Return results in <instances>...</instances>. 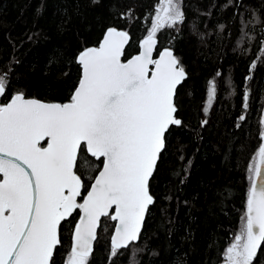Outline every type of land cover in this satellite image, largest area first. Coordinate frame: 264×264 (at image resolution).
Segmentation results:
<instances>
[{
	"label": "trees",
	"instance_id": "obj_1",
	"mask_svg": "<svg viewBox=\"0 0 264 264\" xmlns=\"http://www.w3.org/2000/svg\"><path fill=\"white\" fill-rule=\"evenodd\" d=\"M181 2L184 19L156 36L159 50L171 47L188 74L176 95L182 124L167 132L139 241L111 256L115 223L103 217L90 264H220L242 224L249 166L262 143L264 0ZM157 6V0H0V74L8 73L2 102L17 92L68 101L80 78L79 52L115 27L132 37L128 59ZM78 164L90 186L99 161L83 153ZM79 215L62 223L52 264H64ZM253 264H264V242Z\"/></svg>",
	"mask_w": 264,
	"mask_h": 264
},
{
	"label": "snow or ice",
	"instance_id": "obj_2",
	"mask_svg": "<svg viewBox=\"0 0 264 264\" xmlns=\"http://www.w3.org/2000/svg\"><path fill=\"white\" fill-rule=\"evenodd\" d=\"M157 4L137 55L122 61L129 35L113 27L98 46L79 52L80 78L67 102L17 92L0 103V264H50L62 243L61 222L77 210L82 215L67 264H90L101 217L117 222L111 256L138 241L154 203L149 181L166 150V133L182 124L174 96L186 76L168 48L153 58L157 32L184 19L181 0ZM7 77L0 74V96ZM208 83L210 104L217 84ZM83 153L99 161L92 167L97 174L87 177L90 186L78 164ZM258 161L250 167L246 212L224 264H253L264 242V146Z\"/></svg>",
	"mask_w": 264,
	"mask_h": 264
},
{
	"label": "water",
	"instance_id": "obj_3",
	"mask_svg": "<svg viewBox=\"0 0 264 264\" xmlns=\"http://www.w3.org/2000/svg\"><path fill=\"white\" fill-rule=\"evenodd\" d=\"M113 28H115V27H113ZM118 31H126V30H123V29H118V28H116ZM127 32V31H126ZM128 33V32H127ZM128 35H129V41H128V43L125 45V52H126V48L128 47V45H129V43H130V41H131V36H130V34L128 33ZM156 40H157V47H156V49L154 50V52H153V58L155 59V58H158V53H159V51H163L165 48H168L170 51H172V53H173V55L177 58V56L175 55V52H174V50L171 48V47H164V48H162V49H160L159 50V45H158V38H156ZM95 46H98V44L97 45H94V46H90V47H95ZM141 49H140V45H139V50H138V52L137 53H135L134 55H137L138 53H139V51H140ZM134 55H132V56H134ZM131 56V57H132ZM131 57H129V58H131ZM128 58V59H129ZM178 59V58H177ZM122 61H126V59H124V56L122 57ZM179 61V60H178ZM180 62V61H179ZM181 66V65H180ZM151 67V66H150ZM185 70V69H184ZM185 73H186V76H185V78L180 82V84H178L177 85V88H176V93H175V96H174V103H175V105H176V95H177V90H178V88H179V86L184 82V80L187 78V76H188V74H187V72H186V70H185ZM25 97L26 98H35V97H28V96H26L25 95ZM36 99H39V98H36ZM40 100H42V101H46V102H60V101H48V100H43V99H40ZM65 102H67V101H65ZM0 103H2V96H0ZM61 103H63V102H61ZM177 107V106H176ZM176 116H177V113H176ZM178 118V117H177ZM179 119V118H178ZM262 124H263V132H262V143H261V145H260V147L261 146H264V107H263V112H262ZM171 127V126H170ZM166 135H167V133H166ZM41 146L43 147V146H46V144L44 143V142H41ZM258 152H259V150H258ZM79 157V156H78ZM159 162V161H158ZM259 162V161H258ZM157 165H158V163H157ZM260 170H261V177H264V164H261L260 165ZM156 171V170H155ZM155 173V172H154ZM0 175H2V174H0ZM154 175V174H153ZM152 179V178H151ZM151 179H150V181H149V190H150V182H151ZM150 193H151V191H150ZM154 197V196H153ZM154 201H155V198H154ZM78 202H81V201H79V199H78ZM151 206V205H150ZM150 206H149V208H150ZM149 211V210H148ZM75 213V212H74ZM73 213V214H74ZM148 213V212H147ZM147 213H146V215H145V221H146V217H147ZM80 215H82V213L80 212ZM71 217V216H70ZM70 217H68L66 220H68ZM102 218L103 217H101V220H102ZM145 221H144V224H143V226H142V229H141V233H142V231H143V229H144V225H145ZM64 221H62L61 222V224L63 223ZM115 224L117 223L116 221H113ZM98 230H99V227L97 228V235H98ZM59 232H60V229H59ZM73 233H74V230H73ZM114 234V230H113V233H112V235ZM140 236H141V234H140ZM139 239H140V237H139ZM139 239H138V241H139ZM97 240V239H96ZM96 240L95 241H93V251H94V248H95V243H96ZM138 241H136V242H133V243H137ZM73 243H74V239H73ZM263 243V242H262ZM262 245V244H261ZM59 246V245H58ZM57 246V247H58ZM55 251H56V249H54V253H55ZM50 264H52V261H50Z\"/></svg>",
	"mask_w": 264,
	"mask_h": 264
},
{
	"label": "rangeland",
	"instance_id": "obj_4",
	"mask_svg": "<svg viewBox=\"0 0 264 264\" xmlns=\"http://www.w3.org/2000/svg\"><path fill=\"white\" fill-rule=\"evenodd\" d=\"M158 7V6H157ZM181 10H182V2H181ZM178 22H176V24H177ZM257 163H258V161H257V154L253 157V159H252V161H251V163H250V166H249V178H250V181H252V178L254 177V172L253 171H250V167L252 168V169H254L255 168V166L257 165ZM241 226H242V224H241ZM241 226H240V229H241ZM240 229L238 230V232L240 231ZM237 232V233H238ZM236 233V234H237ZM232 242H234V239L232 240ZM231 242V243H232ZM230 243V244H231ZM230 246V245H229ZM228 246V247H229ZM70 255V253L67 255V257ZM225 255H226V252H225V254H224V260H225ZM67 257H66V259H65V262H64V264H67ZM224 260L220 263V264H224Z\"/></svg>",
	"mask_w": 264,
	"mask_h": 264
},
{
	"label": "bare ground",
	"instance_id": "obj_5",
	"mask_svg": "<svg viewBox=\"0 0 264 264\" xmlns=\"http://www.w3.org/2000/svg\"><path fill=\"white\" fill-rule=\"evenodd\" d=\"M128 32V31H127ZM129 33V32H128ZM130 34V33H129ZM131 36V35H130ZM132 38V37H131Z\"/></svg>",
	"mask_w": 264,
	"mask_h": 264
}]
</instances>
